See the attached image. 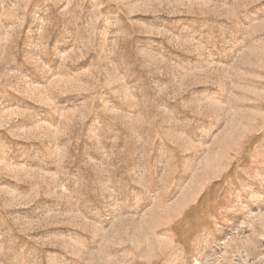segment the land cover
Listing matches in <instances>:
<instances>
[{
    "label": "rangeland",
    "instance_id": "rangeland-1",
    "mask_svg": "<svg viewBox=\"0 0 264 264\" xmlns=\"http://www.w3.org/2000/svg\"><path fill=\"white\" fill-rule=\"evenodd\" d=\"M0 264H264V0H0Z\"/></svg>",
    "mask_w": 264,
    "mask_h": 264
}]
</instances>
